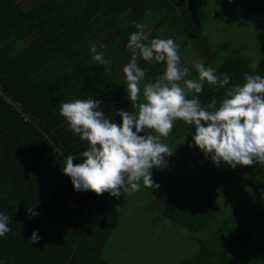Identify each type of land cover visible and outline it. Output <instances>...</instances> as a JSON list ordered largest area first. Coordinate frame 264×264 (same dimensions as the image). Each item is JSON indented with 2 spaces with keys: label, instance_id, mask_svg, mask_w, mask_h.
<instances>
[{
  "label": "trees",
  "instance_id": "16d2710c",
  "mask_svg": "<svg viewBox=\"0 0 264 264\" xmlns=\"http://www.w3.org/2000/svg\"><path fill=\"white\" fill-rule=\"evenodd\" d=\"M230 1L214 0L205 10L207 0H0V213L9 216L11 229L0 238V264H127L125 255L110 251L130 211L128 194L117 199L74 190L62 168L69 155L74 164L81 163L88 145L69 130L59 104L100 100L105 116L121 123L115 113L131 111L123 67L131 58L126 45L137 31L135 22L145 25V43L170 38L180 46L187 79L198 78L196 63L231 77L219 90L205 82L198 94L202 105L216 99L219 106L229 87L243 85L245 73L264 77V0H241L249 4L247 18L259 32L258 53L250 51L252 40L232 45L230 39L214 43L203 35L218 7L242 4ZM93 47L105 64L93 62ZM138 64L147 73L144 83L165 70L163 63L139 59ZM180 128L176 136L192 139L194 126L182 121ZM162 196L156 194L147 206L151 217L181 219L191 232H207L203 238L192 236L196 249L177 264H264V228L255 230L243 221L242 227L223 205L208 200L197 202L204 211L195 219L179 214L177 201L165 212L158 208L159 202L166 206ZM166 196L176 197L174 187ZM30 208L39 215L30 216ZM257 218L264 222V201ZM34 231L39 243L30 244ZM135 234L133 229L125 236Z\"/></svg>",
  "mask_w": 264,
  "mask_h": 264
},
{
  "label": "clouds",
  "instance_id": "9594fccd",
  "mask_svg": "<svg viewBox=\"0 0 264 264\" xmlns=\"http://www.w3.org/2000/svg\"><path fill=\"white\" fill-rule=\"evenodd\" d=\"M133 23L137 31L126 45L131 58L123 67L131 111L115 113L121 123L105 116L100 100L74 99L59 104V115L69 130L88 145L81 163L74 164L76 158L69 155L62 168L74 190L97 196L107 193L119 199L122 194L140 191L141 183L147 189L158 188L152 171L165 167L173 154L162 139L172 134L178 120L194 126L195 147L216 167L222 163L232 169L264 165V77L245 73L243 85L229 87L219 106L216 99L202 105L198 94L205 82L219 90L230 84L231 77L218 76L216 69L196 63L198 78L187 79L189 68L181 63L180 46L170 38L145 43V25ZM90 51L94 63H106L95 47ZM139 59L163 63L165 70L144 83L147 73ZM190 94L193 98H188ZM27 212L32 217L39 215L31 208ZM9 222V216L0 213V238L11 231ZM39 239L34 231L27 242L39 243Z\"/></svg>",
  "mask_w": 264,
  "mask_h": 264
},
{
  "label": "rangeland",
  "instance_id": "374dc122",
  "mask_svg": "<svg viewBox=\"0 0 264 264\" xmlns=\"http://www.w3.org/2000/svg\"><path fill=\"white\" fill-rule=\"evenodd\" d=\"M235 1L237 0L230 2ZM239 1L242 4H234L233 8L227 7L228 3H221L222 6L215 12V22L207 20L203 35L214 43L230 39L232 45L236 42L248 44L252 40L250 51L256 54L259 52V43H256L259 32L247 18L249 4ZM206 3L208 9L205 10L214 7V0H207ZM226 26L230 27L228 32L225 31ZM180 125L182 121H176L172 134L162 139V142L170 146L173 154L166 159L165 167L152 171V178L159 187L147 189L141 183L140 191L127 196L128 204L125 207L130 211L123 221V229L114 233L111 241L114 245L112 251L109 250L111 254L125 255L124 263L142 261L146 264H177V260L189 257L196 249L197 245L192 236L203 238L207 235L206 231L191 232L185 224L182 225L184 222L181 219L165 218L161 221L160 218L151 217V209L147 206L156 194L163 195L166 206L159 202L158 208L165 207V212H168L171 201H177L176 211L185 216L191 214L195 219L204 211L202 208L197 209V202L208 200L218 204L220 208L224 206L225 213L232 216L242 227L243 221L252 223L255 230L264 228V222L257 218L259 205L264 201V165L237 166L232 169L222 163L216 167L210 157L204 158L188 134L176 136V131L181 129ZM177 174L179 178L173 184L171 180ZM170 187H174L176 197L168 199L166 192ZM157 212L162 213L160 209ZM133 229H136L134 236H125ZM260 243L264 244L263 241Z\"/></svg>",
  "mask_w": 264,
  "mask_h": 264
}]
</instances>
